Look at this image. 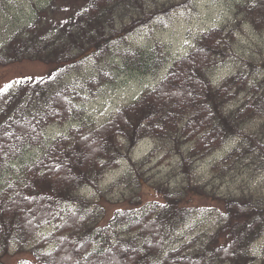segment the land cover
<instances>
[{"label": "trees", "instance_id": "trees-1", "mask_svg": "<svg viewBox=\"0 0 264 264\" xmlns=\"http://www.w3.org/2000/svg\"><path fill=\"white\" fill-rule=\"evenodd\" d=\"M9 1L0 0V11ZM183 1L188 5L192 0ZM29 3L30 19L0 51V65L30 60L51 69L0 91V179L21 166V178L0 188V264L24 253L30 258L17 264H264V249L253 250L264 237V190L220 196L196 170L197 163L235 139L237 145L212 166L214 179L224 183L237 171L264 172V62L247 63L245 73L240 70L215 84L210 73L227 58L233 37L226 27H215L175 61L153 90L101 126L71 128L27 165L26 153L43 148L48 127L82 114L84 98L66 78L95 65L97 76L86 80L93 93L108 76L99 68L107 60L124 70L151 73L163 61L156 50L119 51L116 43H125L140 27L179 7L170 0ZM238 9L255 29L264 28V0H247ZM256 119L258 128L246 131ZM146 138L160 143L156 151L165 152L163 159L173 152L180 155L182 181L175 187H145L133 164L120 184L132 182L129 175L136 174L133 182L145 193L115 212L109 227H121L124 234L108 237L109 227L93 222L99 203L81 191L94 189L103 197V175L120 160H131ZM147 161L150 156L143 163ZM70 204L75 209L61 216ZM203 210L219 214L215 229L169 249L180 227ZM52 222L57 223L53 232L39 235Z\"/></svg>", "mask_w": 264, "mask_h": 264}, {"label": "rangeland", "instance_id": "rangeland-1", "mask_svg": "<svg viewBox=\"0 0 264 264\" xmlns=\"http://www.w3.org/2000/svg\"><path fill=\"white\" fill-rule=\"evenodd\" d=\"M160 1L163 2V0ZM170 1L175 2L174 4L179 5V7L167 14L158 15L148 25L140 27L129 36L125 43H116L115 46L119 51H125L129 48L135 52L146 54L156 50L159 59H163L160 66L149 74H142L124 70L117 66L113 59L107 60L99 68L108 76L101 85L95 87L96 90L93 93L89 92L86 80L97 76L98 68L95 65L87 64L82 72L69 75L65 83L76 85L82 98H84L80 104L82 114L77 119L72 118L66 123L58 124L52 128L48 127L45 137L46 143L43 148L32 149L26 153L24 162L27 165L37 160L54 140L66 134L71 128L80 124H85L89 128L101 126L121 108L138 100L144 92L155 88L167 76L174 66V62L186 56L194 48L197 39L215 27H226L233 31V37L230 39L231 47L227 58L222 64L214 67L210 73L213 80L221 83L228 76L240 70L245 73L248 70L247 63L256 62V64L259 63V66L263 64L264 28L255 29L248 18L243 15V12L241 13L238 9V6L247 0H192L188 5H185L183 0ZM29 2L30 0H10L5 6L1 5L4 9L0 11V51L5 48V44L10 41L9 39L17 30L22 28L24 23L30 19L31 5ZM50 69V65L30 60H23L8 66L0 65V90L7 85L17 88L21 80L29 77L40 78ZM239 97L241 99L243 96L240 95ZM71 100L67 99L68 103H71ZM259 122L260 120L256 119L247 127L246 131L257 129ZM156 143L160 144L158 141ZM236 144L235 139H230L220 150L196 165L198 177H202L215 187L220 196L238 195L243 191L250 192L257 189L264 190V172L237 171L228 177L224 183L214 179L210 173L212 166L221 161ZM153 147L154 143L148 140L138 143L132 152L131 160L122 159L114 168L107 171L103 175L99 187L103 197H97L99 195L94 189L82 192V196H87L88 199L94 198L96 203H99V207L95 209L94 223L98 222L101 227H109L115 212L123 209L126 206V201L136 200L144 195L145 189L144 191L139 190L137 184L133 182L138 176L136 174L129 175V181L132 182H121L122 184H120V180L124 176L131 174L133 164L138 165V169L142 173L140 178L145 187L159 183H167L174 187L180 184L182 179L179 175L180 172L177 171L180 155L173 152L171 157L163 159L165 152L159 149L152 153V156L150 154ZM182 148L185 151L187 145H183ZM149 155L151 161L143 163L145 157ZM20 173V164L13 170H8L4 179H0V188L19 180L21 178ZM113 187L115 188L111 190ZM74 208L75 206L70 204L64 207L60 215L65 216ZM187 220V223L178 230L177 239L169 244V249L176 248L203 233L213 231L220 220V216L216 211L207 212L203 210L199 213L195 212ZM56 225L57 223L54 222L47 224L41 229L39 235H49ZM114 232L120 235L124 234L121 227L112 225L109 227L108 237H114ZM263 249L264 237L256 243L253 250L255 253H261ZM28 258L30 255L24 253L11 255L6 260L8 264H17L21 259Z\"/></svg>", "mask_w": 264, "mask_h": 264}]
</instances>
